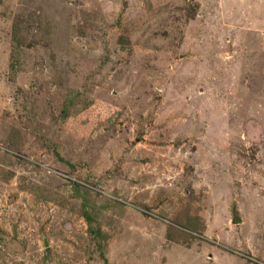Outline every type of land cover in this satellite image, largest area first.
<instances>
[{
  "label": "rangeland",
  "instance_id": "374dc122",
  "mask_svg": "<svg viewBox=\"0 0 264 264\" xmlns=\"http://www.w3.org/2000/svg\"><path fill=\"white\" fill-rule=\"evenodd\" d=\"M0 264H264V0H0Z\"/></svg>",
  "mask_w": 264,
  "mask_h": 264
},
{
  "label": "trees",
  "instance_id": "16d2710c",
  "mask_svg": "<svg viewBox=\"0 0 264 264\" xmlns=\"http://www.w3.org/2000/svg\"><path fill=\"white\" fill-rule=\"evenodd\" d=\"M21 36L18 32H15L12 38V50H11V61H10V71L13 75L18 71L21 65V56H22V49H21ZM71 108V99L67 98L65 101L64 109H63V115L68 116L69 109ZM81 181L77 180L73 182V187L75 189V193L77 196H80L82 198V205H83V217L86 220L88 224V230L92 234L93 238H98L97 245L101 249V255L103 256V259L105 262H107V259L105 258V255L103 253V240L104 242L109 238V235L102 231L99 220H98V210L95 203H91L90 198H88V194L92 192L90 189H87L86 192L79 191L80 183ZM121 201V200H120ZM117 201L118 204H122V202ZM90 207L88 208L87 205ZM105 207H107V204H103ZM233 207V210L235 212V218H238V215L236 213L237 209ZM236 210V211H235ZM97 223V225H95ZM198 225H200V219L198 216L195 217H188V221L182 224V226L190 231H197ZM182 230V229H181ZM183 231V230H182ZM170 238L173 240H176V238L173 235V232L168 233Z\"/></svg>",
  "mask_w": 264,
  "mask_h": 264
},
{
  "label": "water",
  "instance_id": "95a60500",
  "mask_svg": "<svg viewBox=\"0 0 264 264\" xmlns=\"http://www.w3.org/2000/svg\"><path fill=\"white\" fill-rule=\"evenodd\" d=\"M45 243H46V245H48V242L47 241Z\"/></svg>",
  "mask_w": 264,
  "mask_h": 264
}]
</instances>
